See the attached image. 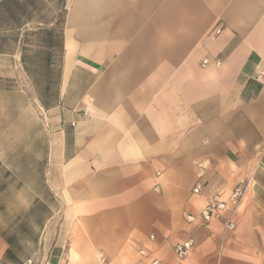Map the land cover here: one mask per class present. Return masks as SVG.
Returning a JSON list of instances; mask_svg holds the SVG:
<instances>
[{"label":"crops","instance_id":"crops-1","mask_svg":"<svg viewBox=\"0 0 264 264\" xmlns=\"http://www.w3.org/2000/svg\"><path fill=\"white\" fill-rule=\"evenodd\" d=\"M261 71L264 0H0V264H264Z\"/></svg>","mask_w":264,"mask_h":264},{"label":"built area","instance_id":"built-area-1","mask_svg":"<svg viewBox=\"0 0 264 264\" xmlns=\"http://www.w3.org/2000/svg\"><path fill=\"white\" fill-rule=\"evenodd\" d=\"M219 32L218 29L215 33ZM207 60L203 59L202 64H206ZM217 64L219 62H216ZM260 75H264V71L260 72ZM247 183L238 185L229 193L228 197L224 201H214L206 204L196 215L188 214L185 216L186 222L198 221L199 223L206 224L212 219H220L222 221L223 230L225 232H232L236 227L234 216L237 212L238 206L245 193ZM200 186L196 185L193 188V192H199ZM153 239V236H150ZM194 245L192 238H186L177 242L174 247V254L176 257V264H184L185 260L191 254ZM22 264H32V260L28 259ZM149 264H158L157 260H152Z\"/></svg>","mask_w":264,"mask_h":264}]
</instances>
